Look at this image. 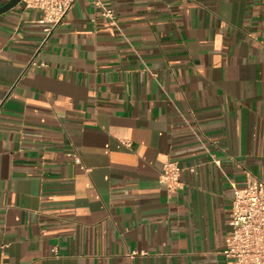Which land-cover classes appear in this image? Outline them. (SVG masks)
<instances>
[{"label": "crops", "instance_id": "obj_1", "mask_svg": "<svg viewBox=\"0 0 264 264\" xmlns=\"http://www.w3.org/2000/svg\"><path fill=\"white\" fill-rule=\"evenodd\" d=\"M101 2L116 25L76 0L46 42L40 9L0 15V264H230L233 185L264 183V0Z\"/></svg>", "mask_w": 264, "mask_h": 264}, {"label": "built area", "instance_id": "obj_2", "mask_svg": "<svg viewBox=\"0 0 264 264\" xmlns=\"http://www.w3.org/2000/svg\"><path fill=\"white\" fill-rule=\"evenodd\" d=\"M27 7L38 8L43 12L48 25L44 28L43 42L51 36L58 23L67 14L76 0H22ZM102 7V14L116 25L114 12L104 6L101 0H94ZM36 64L35 60L31 61ZM130 145L129 141H125ZM70 156L78 160L75 153ZM183 168L177 162L163 164L159 182L169 191L181 187L180 176ZM230 232L226 238L223 254L230 264H264V183L251 178L242 186L233 185L232 211L230 213ZM56 251V250H54Z\"/></svg>", "mask_w": 264, "mask_h": 264}, {"label": "water", "instance_id": "obj_3", "mask_svg": "<svg viewBox=\"0 0 264 264\" xmlns=\"http://www.w3.org/2000/svg\"><path fill=\"white\" fill-rule=\"evenodd\" d=\"M22 0H8L5 4L0 6V15L13 9L16 5H18Z\"/></svg>", "mask_w": 264, "mask_h": 264}]
</instances>
